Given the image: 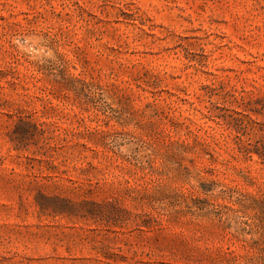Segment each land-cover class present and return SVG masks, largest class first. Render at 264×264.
<instances>
[{
	"label": "rangeland",
	"instance_id": "1",
	"mask_svg": "<svg viewBox=\"0 0 264 264\" xmlns=\"http://www.w3.org/2000/svg\"><path fill=\"white\" fill-rule=\"evenodd\" d=\"M0 70V264H264V0H0Z\"/></svg>",
	"mask_w": 264,
	"mask_h": 264
},
{
	"label": "trees",
	"instance_id": "2",
	"mask_svg": "<svg viewBox=\"0 0 264 264\" xmlns=\"http://www.w3.org/2000/svg\"><path fill=\"white\" fill-rule=\"evenodd\" d=\"M8 75L6 72L0 70V77ZM257 112V111H255ZM249 122L245 127H248L252 133L260 134L261 138L255 142H251L249 139L245 138V134L242 132V124H240L239 119L235 122L227 121L226 116L219 115L218 118H223L229 129H233L235 132L234 141L238 151L245 156V158L252 159L253 154L258 155L260 161L264 163V123L257 122L252 119L250 114L245 115Z\"/></svg>",
	"mask_w": 264,
	"mask_h": 264
}]
</instances>
